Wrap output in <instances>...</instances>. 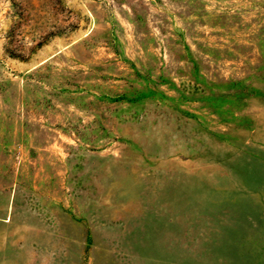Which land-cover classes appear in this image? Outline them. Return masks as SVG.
<instances>
[{
	"label": "rangeland",
	"instance_id": "1",
	"mask_svg": "<svg viewBox=\"0 0 264 264\" xmlns=\"http://www.w3.org/2000/svg\"><path fill=\"white\" fill-rule=\"evenodd\" d=\"M0 264H264V0H0Z\"/></svg>",
	"mask_w": 264,
	"mask_h": 264
}]
</instances>
